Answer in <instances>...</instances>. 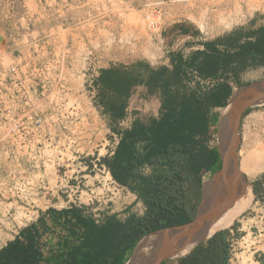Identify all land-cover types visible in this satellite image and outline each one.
I'll list each match as a JSON object with an SVG mask.
<instances>
[{
  "label": "trees",
  "instance_id": "16d2710c",
  "mask_svg": "<svg viewBox=\"0 0 264 264\" xmlns=\"http://www.w3.org/2000/svg\"><path fill=\"white\" fill-rule=\"evenodd\" d=\"M203 47L186 59L175 55L171 69L153 68L143 61L111 64L96 80L98 105L112 136H117L98 165L137 196L144 213L121 219L118 214L94 213L86 205L51 207L0 249V264H126L142 238L194 219L204 176L221 169L220 153L212 144L218 129L214 117L234 87L244 86L245 72L264 68V25L241 27ZM191 71L215 83L191 86ZM139 87L159 98L158 117L145 119L132 112L130 125L121 127ZM253 110L248 109L242 120ZM260 187L261 182H255V195ZM57 229L67 231L71 240L62 238L64 250L45 258L44 238ZM237 229L234 224L220 230L189 255L164 264H230L231 230L238 238Z\"/></svg>",
  "mask_w": 264,
  "mask_h": 264
},
{
  "label": "rangeland",
  "instance_id": "374dc122",
  "mask_svg": "<svg viewBox=\"0 0 264 264\" xmlns=\"http://www.w3.org/2000/svg\"><path fill=\"white\" fill-rule=\"evenodd\" d=\"M216 1L158 0L146 8L138 5H135V8L122 6L119 11L118 32L106 36L103 49L89 48L87 51L91 50L97 55L99 54L97 52H100L105 66L109 63L107 67L111 64H131L143 61L153 68L171 69L175 55L179 54L183 58H189L194 52L200 50L204 43L214 41L225 34L231 28L225 29L227 23L233 26L236 22L244 21L255 14L258 16V24L259 21L264 20V0H251L259 5L258 10H253L252 7L249 10V0L240 3L243 5L241 9L237 8L238 0ZM235 1L236 5H234ZM217 3H221L222 6H218ZM229 7L232 12L229 11ZM208 9L210 10L207 11ZM220 10L224 11L223 14ZM215 12L218 13L215 14ZM177 23L189 26L193 31L192 36L175 33L173 26ZM199 24H206V29H201ZM250 26H255V23ZM149 56L155 58L151 59ZM11 67L10 57L7 53L2 54L0 56V77L8 74ZM65 67L66 70L73 69L72 64L67 62ZM262 80H264V68H256L244 74L241 83L246 86ZM77 82L81 83V80L72 79L71 81L72 85L76 83L75 86ZM204 86L211 87L212 84ZM239 88L234 87L235 90ZM159 101L157 96H150L143 89L134 94L130 100V107L133 112H138L142 118L148 119L157 113ZM12 104L10 98L7 99V96L0 94V139L5 132L4 124L10 121L5 109L10 107L7 105ZM44 104L46 106L47 103ZM253 109L242 120L239 129V160L240 149L246 145L256 153V156L264 153V107ZM81 119L80 124H77L80 120L76 117L68 123L71 132L68 135L72 136L70 142L63 140L56 145L21 144L19 146L11 143L10 139L0 142L1 247L8 242L13 232L32 223L38 212L51 207L63 209L71 204L86 205L93 207L94 213L118 214L121 219H125L130 213L142 215L144 206L138 200L135 201L134 193L120 187L113 179H109L108 171L98 165L100 158L107 155L117 141V136H112L108 128L107 119L102 114L100 105L96 111L93 108L92 111L85 112V117ZM218 120L219 118L215 116L216 125H218ZM101 122L103 123L102 130L100 129ZM213 133V143L217 146L218 129ZM19 147L20 149L14 150ZM89 164L92 166L89 167ZM263 173L264 169L253 177L242 173L246 176L249 185V196L246 206L238 214L246 211L229 228L234 224H237L238 228H244L247 232L252 226L260 228L262 210L255 203L253 187L255 182H260L259 179ZM251 195L253 196L252 205ZM254 232L256 235L253 238L256 239L248 242V248L241 245L236 253L240 257L244 252L246 258L256 262L261 258L258 256H263L264 252L254 251L263 250L264 246L263 242L257 243L260 234L256 229ZM240 260L234 259L233 264H240Z\"/></svg>",
  "mask_w": 264,
  "mask_h": 264
},
{
  "label": "crops",
  "instance_id": "0c3cea01",
  "mask_svg": "<svg viewBox=\"0 0 264 264\" xmlns=\"http://www.w3.org/2000/svg\"><path fill=\"white\" fill-rule=\"evenodd\" d=\"M157 1L158 0H0V56L7 53V56L10 57L12 66H25L27 64L29 68L35 66L36 64L34 63L41 62L45 64L46 62H43L44 60L49 61V59L51 60L54 57L56 59L67 57V63L73 66V69L66 70L67 75L65 77L67 80H70L72 78L70 74L78 72V68L83 64V50L89 48H94L96 50L103 49L106 36L118 32V28L120 27L119 11L122 6L135 8V5H138L146 8ZM252 23H255V26H250ZM263 25L264 20L261 22L259 21L258 24V16L255 14L246 18L244 21L236 22L225 34L219 37L241 27L258 28ZM173 29H175V33L182 36H192L193 34L189 26L181 23L175 24ZM201 49H204V47L201 46ZM97 53H99V57L102 58V54L100 52ZM100 64L101 69L107 68L109 65V63H107L105 66L104 61H100ZM248 72L249 71L244 74L246 75ZM44 74L51 75V73ZM244 74L241 76V79ZM43 77L46 76L43 75ZM143 89L147 91L146 87H139L136 89L135 93ZM134 94L130 100H132ZM159 108L160 104H158L157 113L153 114V117H158ZM218 111L216 116H218ZM132 112L133 110H131L129 101L128 116L121 122V126L125 125V127H128L130 125L133 120ZM100 129H103L102 122L100 124ZM109 175L110 173H108V178L112 179ZM209 179L210 178L206 177L204 183ZM133 196L136 199L135 201H137V196L134 194ZM252 202L253 196L251 195V205ZM39 217L40 212H38L33 222H36ZM19 230L13 232L8 241L13 240ZM60 231V229H57L55 233L47 234L44 238L47 243L44 248L45 258L56 257L64 250V245L61 241L62 238L71 240L67 231ZM204 238H207V236H204ZM259 242H263L264 246V235H260V239L257 240V243ZM5 245L6 243L3 246ZM248 247L249 245L245 248ZM259 251L264 252V249L255 250L254 252ZM244 254L243 252L239 257V259H241L239 261L240 264H264V255H259L258 257H261L260 260L255 262L250 258H246Z\"/></svg>",
  "mask_w": 264,
  "mask_h": 264
},
{
  "label": "built area",
  "instance_id": "2783aa9c",
  "mask_svg": "<svg viewBox=\"0 0 264 264\" xmlns=\"http://www.w3.org/2000/svg\"><path fill=\"white\" fill-rule=\"evenodd\" d=\"M84 50L86 51L82 56L83 64L78 68V72L70 74L72 75L70 80L65 77L67 57L44 60L45 64L34 63L36 65L32 68L27 64L12 66L8 74L0 77V94L13 102L12 105H7L11 108L5 109L10 121L3 126L5 132L0 142L10 139L11 143L19 146L56 145L63 140L71 141L68 123L76 117L80 120L77 124H80L85 112H90L93 108L96 111L98 107V89L95 83L102 70L100 66L102 58L91 50ZM190 76L191 86L196 83L213 86L215 83L213 80H202L195 71H191ZM72 79L74 81L80 79L81 83L77 82V86L76 83L72 85ZM17 149L20 147L14 150ZM206 177L208 174L204 176L203 181ZM259 181L260 192L254 198L262 210L260 228L252 226L249 232L244 228H238L237 231L241 234L238 238H235V231L231 230L230 264H233L234 259L239 260L236 252L241 245L246 247L250 240L256 239L253 238L256 235L255 229L260 235L264 233V173Z\"/></svg>",
  "mask_w": 264,
  "mask_h": 264
},
{
  "label": "water",
  "instance_id": "95a60500",
  "mask_svg": "<svg viewBox=\"0 0 264 264\" xmlns=\"http://www.w3.org/2000/svg\"><path fill=\"white\" fill-rule=\"evenodd\" d=\"M264 80L234 90L225 107L219 111L217 146L222 167L212 175V180L221 177L223 190L213 203H205L203 185L201 202L194 219L183 226H176L152 233L142 238L126 264H164L189 255L199 244L207 241L203 234L211 230L220 215L235 203L236 197L248 192L246 176L240 172L238 150L239 129L244 113L251 108L264 107ZM239 199V198H238ZM224 230V229H222ZM154 240L146 251L137 255L145 238Z\"/></svg>",
  "mask_w": 264,
  "mask_h": 264
},
{
  "label": "bare ground",
  "instance_id": "6f19581e",
  "mask_svg": "<svg viewBox=\"0 0 264 264\" xmlns=\"http://www.w3.org/2000/svg\"><path fill=\"white\" fill-rule=\"evenodd\" d=\"M218 1V0H217ZM216 1V2H217ZM238 9L242 8V4H240L243 1H247V0H238ZM225 2V1H224ZM229 2V1H227ZM248 8L250 10V7H252L253 10H258L259 9V5L252 2L251 0L248 1ZM216 4V3H215ZM218 6H222L221 3H217ZM234 5H236V1L234 2ZM247 5V4H246ZM251 5V6H249ZM225 8V7H224ZM222 8V9H224ZM230 7H229V11H230ZM236 9V8H235ZM210 9H208L207 11H209ZM214 10V9H212ZM232 10V9H231ZM245 10V9H244ZM247 10V9H246ZM206 11V12H207ZM219 11V10H218ZM222 11V10H220ZM236 11V10H235ZM224 11L220 12L223 14ZM232 12V11H230ZM247 12V11H246ZM218 12H215V14ZM210 14V13H209ZM214 14V13H213ZM238 14V13H237ZM219 16V15H217ZM211 17V16H210ZM206 18V15H205ZM228 18V17H227ZM213 19V18H212ZM218 19V18H217ZM225 19V17H224ZM222 20V19H221ZM227 20V19H226ZM207 21V18H206ZM205 21V22H206ZM228 22V21H227ZM222 23V22H221ZM200 28L205 30L206 28V24H199ZM231 27V24H226L225 25V29H229ZM149 58L154 59V56H149ZM264 103H261V105H263ZM240 155V160H239V167H240V171L242 173H244L245 175L249 176V177H253L255 176L258 172L262 171L264 169V153L258 154L256 156V153L251 150V148L249 146H243L240 149L239 152ZM109 177H111V175H109ZM107 179V178H106ZM111 179V178H110ZM212 178H210L209 180H207L205 183H203V193H204V201L205 203H213L214 199L218 198L221 196L222 194V190H223V181L221 177H218L214 180L211 181ZM249 196V191L248 193L245 192L244 195L242 196H238L236 197V202L231 203V206L229 207L228 210L224 211L220 217L214 222L213 226L211 227V230L208 232H205L203 234L204 236H210L213 232L218 231V230H222V229H226L229 226H231L234 221L243 214V212H241L240 214L239 211L246 206V202ZM239 198V199H238ZM248 207V206H247ZM23 208V207H22ZM249 208V207H248ZM247 208V209H248ZM17 212V211H16ZM245 212V211H244ZM27 219V218H26ZM23 220V219H22ZM25 224V223H24ZM9 240V239H8ZM154 240L153 237H148L145 238L142 241V244L140 246V251L137 253V255H140L143 253V251H146L147 247L151 244V242ZM6 241V240H5ZM1 247V246H0Z\"/></svg>",
  "mask_w": 264,
  "mask_h": 264
},
{
  "label": "flooded vegetation",
  "instance_id": "af4514ba",
  "mask_svg": "<svg viewBox=\"0 0 264 264\" xmlns=\"http://www.w3.org/2000/svg\"><path fill=\"white\" fill-rule=\"evenodd\" d=\"M217 148H218V146H217ZM221 167H222V163H221ZM213 174L214 173H208V178H211Z\"/></svg>",
  "mask_w": 264,
  "mask_h": 264
}]
</instances>
